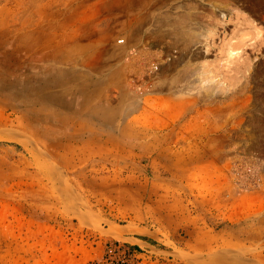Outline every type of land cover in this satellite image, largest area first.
Returning a JSON list of instances; mask_svg holds the SVG:
<instances>
[{"label": "rangeland", "instance_id": "1", "mask_svg": "<svg viewBox=\"0 0 264 264\" xmlns=\"http://www.w3.org/2000/svg\"><path fill=\"white\" fill-rule=\"evenodd\" d=\"M0 264H264V0H0Z\"/></svg>", "mask_w": 264, "mask_h": 264}]
</instances>
